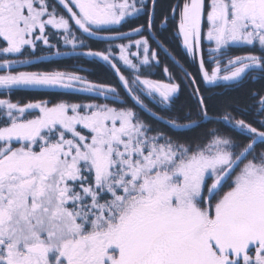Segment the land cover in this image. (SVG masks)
Returning <instances> with one entry per match:
<instances>
[{
    "label": "snow or ice",
    "instance_id": "1",
    "mask_svg": "<svg viewBox=\"0 0 264 264\" xmlns=\"http://www.w3.org/2000/svg\"><path fill=\"white\" fill-rule=\"evenodd\" d=\"M157 7V0H0L6 94L126 93L120 107L0 99V264H264V88L250 92L255 120L230 106L217 114L204 94L264 80V0H178L159 21ZM141 13L143 24L119 31ZM170 23L196 75L160 37ZM50 37L73 51L88 48L114 70L117 86L40 69L36 62L48 57L38 48L64 54ZM92 37L108 47L91 50ZM241 48L259 54H231ZM161 54L191 88V110L175 111L182 84L168 67L166 83L142 78ZM214 118L219 126L207 128Z\"/></svg>",
    "mask_w": 264,
    "mask_h": 264
},
{
    "label": "trees",
    "instance_id": "2",
    "mask_svg": "<svg viewBox=\"0 0 264 264\" xmlns=\"http://www.w3.org/2000/svg\"><path fill=\"white\" fill-rule=\"evenodd\" d=\"M178 0H157L158 7L156 9V18L157 21L160 20L162 16H170V8L176 4ZM178 22V15L176 18ZM145 22L144 13L139 14L138 16L129 17L127 23L122 24L119 27V31L121 32H131L134 26H139ZM55 31V30H51ZM176 31L175 24L170 23L169 29L166 32H159L160 37L166 42V47L169 48L172 56L175 57L176 60H179L183 67L193 73V75L197 74L198 65L193 63L190 57L185 59V54L182 48V44L179 43L178 38L175 37L174 33ZM103 35H108V33H102ZM77 35H81L79 31H77ZM138 38V37H137ZM52 43H58V47L63 55L55 56L47 51H41L40 48L37 49V54L48 57L43 61H37L36 63L39 65L40 69L50 70L57 69L61 71L73 72L77 71L80 75L86 76L90 81L97 83H105L110 84L112 86H117L118 76L115 74L114 70L110 68L107 64L93 57H89L86 55V52L89 50L88 48H78L75 51L71 48V46L65 47L63 45L62 40L57 41L50 37ZM127 43V40L116 41L115 43ZM87 43L91 46V50H102L108 47V43L102 40H99L95 37L89 38ZM41 47H43L41 45ZM155 47V45H153ZM113 48L115 50L116 57L118 59L119 49L115 47L113 44ZM254 52V54H259L258 51L241 48V49H233L232 55H241L246 54L248 52ZM204 53L207 57L208 47L207 42L204 41ZM21 59L25 58L24 56L20 57ZM161 63L159 65H147L142 67V78H147L160 82H168V75L164 72V67H168L170 72L177 78V82H181L182 84V92L179 94L175 103V111L176 112H185L189 111L193 108V100L190 97L191 88H184L183 82L180 80L182 73L179 69L174 65L172 59L163 54L160 55ZM121 68V71L125 75H129L131 72L130 69L126 68L122 62L118 65ZM18 70H29L34 71L38 70L37 67L33 65H22ZM0 74H4V70H0ZM199 79V77H198ZM202 90L205 89V85L201 84ZM264 88V80L257 79H249L246 80L242 85L231 88V89H221L214 86H208V90L204 93L206 96L211 98V104L216 111V113H220L224 110L226 106H230V109H235L233 112L234 115H239L242 113V118H246L249 120L256 119V109L258 105L255 104V101L251 98L250 92L252 90H260ZM48 90H13L12 94L9 96L6 94L5 90L0 89V99H8L10 98L13 102H20L21 104L27 102H34L40 99H64L69 100L73 103H95V104H103L109 103L110 106L120 107L121 102L125 99V94L121 96L114 97L109 95L107 99L104 96H96L95 94L90 93H80V92H61L58 90V94L56 95H48ZM118 91H122V86L118 88ZM129 104L131 101L129 100ZM155 108V105H153ZM161 109L163 106H159ZM145 119H151L147 116L146 113H142ZM207 128L218 127L219 125L215 122V118L213 122H206ZM206 129H200L198 132L193 133V135H199L201 132Z\"/></svg>",
    "mask_w": 264,
    "mask_h": 264
},
{
    "label": "rangeland",
    "instance_id": "3",
    "mask_svg": "<svg viewBox=\"0 0 264 264\" xmlns=\"http://www.w3.org/2000/svg\"><path fill=\"white\" fill-rule=\"evenodd\" d=\"M207 42V41H206ZM86 132V130H84Z\"/></svg>",
    "mask_w": 264,
    "mask_h": 264
}]
</instances>
